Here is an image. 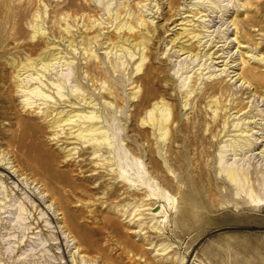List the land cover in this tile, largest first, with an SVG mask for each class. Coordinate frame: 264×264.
Listing matches in <instances>:
<instances>
[{"label":"rangeland","instance_id":"rangeland-1","mask_svg":"<svg viewBox=\"0 0 264 264\" xmlns=\"http://www.w3.org/2000/svg\"><path fill=\"white\" fill-rule=\"evenodd\" d=\"M0 98L56 173L81 145L45 123L106 120L120 198L130 180L106 231L83 196L62 223L50 184L0 144V264H264V0H0Z\"/></svg>","mask_w":264,"mask_h":264},{"label":"bare ground","instance_id":"bare-ground-1","mask_svg":"<svg viewBox=\"0 0 264 264\" xmlns=\"http://www.w3.org/2000/svg\"><path fill=\"white\" fill-rule=\"evenodd\" d=\"M134 95L136 97V94ZM4 101L5 98H0L1 110L7 109V107H3L5 105ZM159 104L153 103L150 106V109L146 111V115L148 117V121L152 123V125H155L156 127L157 126L165 127L167 126L166 124L169 122V120L172 117L171 111L167 107H165L164 104L161 105ZM155 112L158 113L157 116L155 115L156 114ZM2 115L3 117H0V123L4 119H6V123H5V128L3 129L1 128L0 130V141H1L0 144L4 146L5 150L11 149L10 152L13 151L12 157L21 166L20 168H22V164H24L26 170H28L29 172H33L34 175L38 176L40 180L47 181L50 184V187L49 188L47 187L50 190V193L48 195L50 198L54 199V201L58 204V206H60V215L62 216V220H63L62 223L63 222L65 223L68 217L72 218L74 215V212L70 207L71 202L74 201L76 198L83 196L84 198L91 199L93 204V206L92 205L89 206V208L90 207L91 208L88 209V211H86L87 212L86 213L87 215H85L86 218H88L92 224L100 225L99 227L101 231H106L109 228L108 225L110 224V220L112 219L110 218V214L116 216L115 213L106 210V207H108L111 204L116 205L118 203H124L125 201H128L130 197L129 177L123 174L124 176L122 177V180L124 183L122 187L124 188V190L123 189L122 190L124 197L120 198V194H119L120 188L117 186V183L115 182L117 178L116 172L114 171V169H112V167L109 166V164H105L106 160L102 158V154L111 155L112 158L111 160L108 161V163H110L112 160H114L117 157V152L114 148V142H113L114 140L113 139L109 140V134H112L114 136V131L111 130L112 126L108 125L107 124L108 122L106 120L105 122L104 120H102V118L96 116L92 112L84 116L78 114L74 116L65 115L66 117L64 116L63 118H57V119L54 118L52 121H47L45 123V127H52V128L60 127L61 130L63 129V124H64L68 128V131H70L68 133V136L67 134L64 136H67L69 138L73 137V139H75L81 145V148L76 152H74L76 149H73V154H68L67 156L65 155L66 157L64 156L65 158L62 161V163H64V165L67 167V170L65 171L66 174H61V173H56L52 169V167L42 162V160L38 156H32L30 154V150L33 149L38 151L40 149L38 144L29 146V145H25L23 142L19 140L21 139L20 137L24 129V123H22V121L18 118V116L15 115L14 118L15 121L12 122V118L11 117L6 118L4 112H2ZM45 118H47V116H45ZM101 124L102 126H108L107 130H101V127L99 126ZM74 128H76L75 131L76 134L73 136L72 130ZM32 136L37 137L38 131L35 132ZM69 138L64 137L63 141H66ZM58 141H62V140L57 139V142ZM43 154L44 157H46L47 159H51L53 162L54 160L56 161V157L47 153H43ZM72 155L73 156L76 155L78 161L76 162L73 161ZM68 156H71V159L69 158V160H67ZM18 171L21 172L23 170L18 169ZM71 172H77L79 175L77 177L75 176V179L71 178L72 176H69ZM224 172L227 174V177L230 178L232 182H235L237 184H240L242 178H244V174H242L240 170H229L228 168V170H224ZM105 177H108V180L101 181ZM99 193L102 194V197L96 198L95 195ZM61 202L65 204L64 207L62 206ZM103 204L105 205L104 208H102ZM73 233H72V237H74ZM75 233L77 234V232ZM108 234L110 235L109 232ZM92 248L94 247L92 246Z\"/></svg>","mask_w":264,"mask_h":264}]
</instances>
